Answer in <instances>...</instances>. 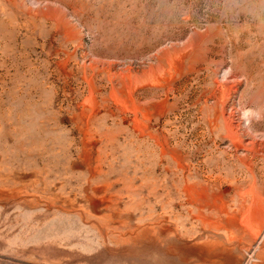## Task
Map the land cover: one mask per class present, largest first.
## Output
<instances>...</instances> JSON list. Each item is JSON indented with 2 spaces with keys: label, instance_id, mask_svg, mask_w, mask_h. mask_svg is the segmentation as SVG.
I'll return each instance as SVG.
<instances>
[{
  "label": "rangeland",
  "instance_id": "obj_1",
  "mask_svg": "<svg viewBox=\"0 0 264 264\" xmlns=\"http://www.w3.org/2000/svg\"><path fill=\"white\" fill-rule=\"evenodd\" d=\"M0 264H264V0H0Z\"/></svg>",
  "mask_w": 264,
  "mask_h": 264
}]
</instances>
